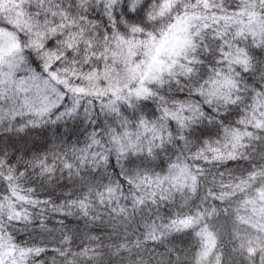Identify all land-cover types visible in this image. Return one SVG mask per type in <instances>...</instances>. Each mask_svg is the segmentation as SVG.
Instances as JSON below:
<instances>
[{
	"label": "snow or ice",
	"instance_id": "1",
	"mask_svg": "<svg viewBox=\"0 0 264 264\" xmlns=\"http://www.w3.org/2000/svg\"><path fill=\"white\" fill-rule=\"evenodd\" d=\"M0 264H264V0H0Z\"/></svg>",
	"mask_w": 264,
	"mask_h": 264
}]
</instances>
